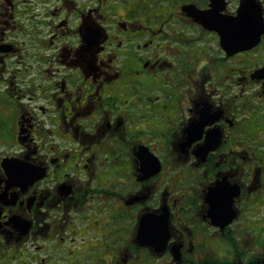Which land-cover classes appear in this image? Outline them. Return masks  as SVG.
Returning <instances> with one entry per match:
<instances>
[{
  "label": "flooded vegetation",
  "instance_id": "af4514ba",
  "mask_svg": "<svg viewBox=\"0 0 264 264\" xmlns=\"http://www.w3.org/2000/svg\"><path fill=\"white\" fill-rule=\"evenodd\" d=\"M3 260L264 264V0H0Z\"/></svg>",
  "mask_w": 264,
  "mask_h": 264
},
{
  "label": "rangeland",
  "instance_id": "374dc122",
  "mask_svg": "<svg viewBox=\"0 0 264 264\" xmlns=\"http://www.w3.org/2000/svg\"><path fill=\"white\" fill-rule=\"evenodd\" d=\"M3 248L5 249V256H8V254L12 251L11 249H7L6 246L3 247ZM21 252H24V250H21ZM13 254L17 255L18 252H13ZM0 264H14V262H11L10 260H5V261L3 260V261L0 262ZM19 264H22V263H19Z\"/></svg>",
  "mask_w": 264,
  "mask_h": 264
}]
</instances>
